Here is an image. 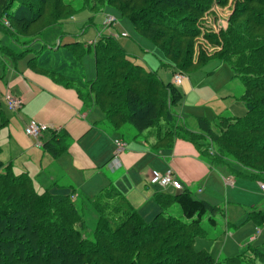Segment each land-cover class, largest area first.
I'll return each instance as SVG.
<instances>
[{
    "label": "trees",
    "instance_id": "obj_1",
    "mask_svg": "<svg viewBox=\"0 0 264 264\" xmlns=\"http://www.w3.org/2000/svg\"><path fill=\"white\" fill-rule=\"evenodd\" d=\"M29 1L0 0V31L20 49L14 54L7 46L0 47L5 56L15 61L33 53L29 67L55 83L75 88L86 108H99L105 117L102 127L111 133L137 140L142 132L153 129L152 152L169 149L175 139L185 138L211 151L218 163H233L253 176L264 175V0H243V6L237 5L226 30L207 37L220 49L211 55L199 52L195 61V25L213 0H142L141 10L134 9L133 0H105L96 6L98 10L109 6L122 14L158 49L172 75H185L195 65L215 60L241 83L239 100L246 114L218 118L216 131L207 119L199 118L197 132L190 131L178 115L183 100L178 88L131 62L111 34L99 35L92 44L59 41L56 47L42 45L33 51L29 40L72 18L75 1ZM46 3L51 5L48 14L43 10ZM43 20L42 28L29 32ZM84 55L91 56L95 65V77L89 82L80 64ZM6 124L0 113V130ZM42 148L53 158L62 153L51 143ZM153 199L160 212L150 222L125 205L120 194L110 191L77 206L69 195L37 193L27 174L15 175L0 161V264H264V254L249 244L237 256L220 261L195 251L194 240L203 234L202 219L215 209L194 200L190 192H157ZM115 200L120 201L112 204ZM174 206L179 218L176 211H168ZM91 218L94 222L89 225ZM251 218L261 226L264 211L250 213ZM208 222L216 225L212 216Z\"/></svg>",
    "mask_w": 264,
    "mask_h": 264
},
{
    "label": "crops",
    "instance_id": "obj_2",
    "mask_svg": "<svg viewBox=\"0 0 264 264\" xmlns=\"http://www.w3.org/2000/svg\"><path fill=\"white\" fill-rule=\"evenodd\" d=\"M51 33L53 32H44L49 41ZM54 42L50 41L48 46L51 47ZM73 42L67 41L64 44ZM17 49L20 53L19 48ZM32 57L33 54H28L12 61V64L6 60L4 63L0 76V85L3 86V91L0 92V113L7 124L0 130V161L9 165L15 175L27 174L37 193L46 191L50 195H69L72 200H77L79 195L100 196L105 191L118 193L125 205L136 210L145 222H150L160 212L153 195L157 192L176 194L171 188L160 191L151 187L150 175L152 171H156L160 175L170 172L172 178L180 184L181 191L190 192L191 195L193 193L196 195L195 198L192 196L194 200L204 201L215 209L214 214H207L205 217L212 216L215 220L217 214L221 213L227 232L230 226L235 228L228 222L232 214L236 213L234 220H239L250 211L244 210L243 207L255 205L254 198H249V191L247 193L244 185L247 181L257 179H240L244 174L250 176V172L233 163H218L204 147L199 149L185 138L175 139L169 149L152 152L150 148L154 144V138L152 141L142 140L140 135L137 140L126 141L117 133L107 131L102 127L105 118L103 113L100 110L95 112L97 107L86 108L75 88L55 83L49 77L32 70L28 65ZM25 58H28L27 62ZM218 79H215V86H209L211 83L203 81L193 85L190 79L185 78L177 88L186 100L191 101L188 104L191 107L192 103L201 104L200 101L196 102L201 93L211 92L214 96L211 99L215 101L230 85L233 77L231 74ZM225 92L219 100L228 101L226 104H230L229 108H234L233 103H239L238 109L244 114L245 107L239 100L242 93L235 97L233 90L228 88ZM236 92L239 94V90ZM6 93L22 100V106L16 112L6 108L3 102ZM211 103L209 102L210 105ZM210 108V111L215 110L212 112L215 116L211 121L214 131L217 130L215 124L218 118H240L234 115V110L228 115L227 107L215 109L211 105ZM187 111L191 110L183 107L182 111H179L178 108V115L186 118L191 126L190 131L197 132V121L194 122L193 117H188ZM242 114L241 118L244 116ZM198 116L196 120L207 119L206 115ZM31 119L47 127L39 138L40 147H36V141L24 133L25 125ZM115 140H121L125 144L124 152L117 158ZM47 143L61 148L62 153L53 158L42 148ZM168 211H175V206ZM238 211L241 214L238 215ZM215 223L217 224V220ZM256 233H259V230ZM205 236L203 231L202 236L198 238H206ZM254 240V236L249 237V242Z\"/></svg>",
    "mask_w": 264,
    "mask_h": 264
},
{
    "label": "rangeland",
    "instance_id": "obj_3",
    "mask_svg": "<svg viewBox=\"0 0 264 264\" xmlns=\"http://www.w3.org/2000/svg\"><path fill=\"white\" fill-rule=\"evenodd\" d=\"M62 3H66L70 0H61ZM73 1V0H72ZM74 12L75 15L70 18L69 20H65L62 22L58 27H55L52 30H48L47 32H53L49 36H51L50 41H55L54 45L51 47H55L59 44V41H61V44L66 43L67 41H74L78 42L82 45L84 44H92L94 43V40L99 37V35H113L116 36V40L118 42L119 47L128 55L129 59L133 63L141 64L145 69L154 71L156 75L159 77V79L164 82L168 83L171 81V72L169 68H167L164 64L167 63L165 59L162 57L158 49L154 47V45L147 40L145 37L140 35L136 30H134L133 26L130 22H128L127 19H125L122 14H120L116 9H113L109 6L103 7L100 10L96 8L98 4H104L105 0H74ZM141 2L142 0H133V7L135 10H141ZM174 1L173 3H175ZM225 2L224 5H219L220 3ZM31 4H36V0L29 1ZM241 4L244 5L243 0H213L210 4L208 10L203 13V15L198 19L195 27L198 31V36L193 41V61H195L200 53H204L206 55H211L220 47H217L214 43H210L208 38L210 35H219L220 32L226 30L228 26V21L230 17L234 14L236 11V6ZM51 5L46 3L43 7V10L45 9L46 13L48 14V11H51ZM261 10L263 8L260 7ZM42 11V8H40ZM45 14V15H47ZM43 15V16H45ZM111 16L115 19L116 23L114 26H111L110 29H106L103 27L102 23L105 17ZM247 18V17H245ZM240 22V21H239ZM44 20L40 21L39 23L33 25L30 27L29 32H34L40 28H42L44 24ZM108 30V31H107ZM46 32V33H47ZM123 34L124 36H121ZM8 36L4 35L0 31V47H8L10 50H12L14 53H19L17 46L15 44H11L7 38ZM42 37V38H41ZM41 38V41L39 40ZM60 39V40H59ZM39 40V41H37ZM29 41H33L31 45V49L33 51L41 49L42 45H47L50 43L48 40L47 34H44L43 36H39L38 38L31 39ZM28 41V42H29ZM37 41V42H36ZM24 43V42H22ZM214 44V45H213ZM20 50V49H19ZM33 54V53H32ZM29 58V57H28ZM28 58H25V62H27ZM5 60L8 61L10 64H12V60L5 56L2 52H0V76H2V70L4 67ZM80 64L83 67L84 75L86 76V80L89 82L92 80V77H95V65L94 61L91 56L84 55L81 57ZM218 69V70H217ZM226 70V71H225ZM212 72V73H211ZM211 73V74H209ZM209 74V75H208ZM225 75L231 76L230 70L219 64L218 61L212 60L209 61L206 64H200L195 65L193 68H191L184 76L187 79H190L191 83L193 85L198 81L207 82V84H210L209 86H215V82L217 78L218 80H221L220 78H224ZM1 82V81H0ZM205 85V84H204ZM180 87V86H179ZM233 90L232 93L235 97L237 95H240L242 93L243 87L241 83L237 79H233L230 85L223 90L220 95L217 97L215 101H213L211 98L214 97L211 92L201 93V95L198 96L197 101H200L201 104H195L192 103L191 107H189L188 104H190V100H186L185 96L183 97L182 104L179 107V111H182L183 107L187 111L188 117H193L192 120L196 122V118L199 117L198 115H206L208 122L212 123V118L215 116V113L212 114L215 110L212 109L210 111L211 105L216 109H222L223 107H227V114L232 113L231 110H234V115L240 116L242 111L238 109L239 103H233L234 108H229L230 104H226L225 100L220 101L219 97L224 95L227 91V89ZM220 89V88H219ZM236 90H239V94L236 92ZM3 91V86L0 85V92ZM219 91V90H218ZM184 101V102H183ZM239 101V100H238ZM209 102H212L211 105ZM185 104H187L185 106ZM226 104V105H225ZM6 109V108H5ZM239 111V112H236ZM95 112H99V109H95ZM239 113V114H237ZM229 115V114H228ZM233 115V114H232ZM245 115V109L244 114ZM243 117V116H242ZM182 119L186 126L190 129V124L186 120L184 116H182ZM197 123V122H196ZM211 127L213 128V125L211 124ZM124 132V131H123ZM128 132L130 133L129 129ZM140 135H142V140L147 139L149 141H152L154 138V130L149 129L144 132H142ZM123 139L126 141L128 140V136H124ZM141 140V139H140ZM141 140V141H142ZM209 153L212 155V152L209 151ZM247 176V177H245ZM252 176V177H251ZM240 178V176H236ZM242 180H256L257 181H247L245 182V189H247V193L249 191V198H254L255 205L250 207H243L245 210L248 211V215L243 216V218L236 220V213L231 216V219L233 221H228L233 227L227 228L224 223V219L222 214H217L216 219L217 224L212 227L209 222L208 218L204 217L201 222V227L203 231L205 232L206 238H196L194 240L193 248L196 251H205L210 256H212L215 260H222L223 258H230L237 256L246 245L249 244L250 247L257 249L261 253L264 254V223L261 226H258L256 219L251 218L248 220L249 213H262L264 211V196L257 189V183L264 179L263 176H253L250 174H244L243 178H240ZM151 187L154 189L160 190L155 185H151ZM236 187L237 184H236ZM167 190V189H166ZM97 196V195H96ZM96 196H87V195H79L78 199L76 200V205L80 206L81 203L85 202V199H94ZM192 196L195 198L196 195L192 193ZM259 203V204H257ZM86 206V203L82 204ZM247 207V208H246ZM176 217H180L179 210L177 207H175ZM237 214H241L239 211ZM236 221V222H235ZM94 220L93 218L88 220V224H93ZM259 230V233H256V231ZM87 235V234H86ZM255 240L253 242H249V237H253Z\"/></svg>",
    "mask_w": 264,
    "mask_h": 264
},
{
    "label": "built area",
    "instance_id": "obj_4",
    "mask_svg": "<svg viewBox=\"0 0 264 264\" xmlns=\"http://www.w3.org/2000/svg\"><path fill=\"white\" fill-rule=\"evenodd\" d=\"M115 23L116 21L113 17L107 16L104 18L102 25L104 28L109 30L111 26L115 25ZM5 25H7V23H5ZM121 36L124 35L121 34ZM114 37L116 38V36ZM184 79L185 77L183 76V74L175 73L172 76V84L175 86H180L183 83ZM3 102L6 108L12 112H16L17 110H19L23 103L21 99L16 98L9 93H6L3 96ZM46 129L47 127L44 126L43 124L37 122L34 119H31L25 125L24 133L26 136L36 141L35 142L36 147H40L41 145L40 142L38 141ZM114 145H115V158H117L120 154L124 152L125 144L121 140H115ZM229 183L232 184L231 182ZM150 184L155 185L160 190H166L168 188H171L174 191H180L182 189L180 184L172 178L170 172H167L165 175H160L158 172L152 171L150 175ZM258 188L260 192L264 195V182L259 183Z\"/></svg>",
    "mask_w": 264,
    "mask_h": 264
},
{
    "label": "clouds",
    "instance_id": "obj_5",
    "mask_svg": "<svg viewBox=\"0 0 264 264\" xmlns=\"http://www.w3.org/2000/svg\"><path fill=\"white\" fill-rule=\"evenodd\" d=\"M263 195V194H262Z\"/></svg>",
    "mask_w": 264,
    "mask_h": 264
}]
</instances>
